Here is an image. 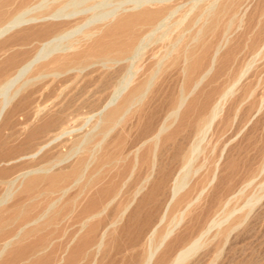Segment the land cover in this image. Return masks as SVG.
<instances>
[{"label":"bare ground","instance_id":"1","mask_svg":"<svg viewBox=\"0 0 264 264\" xmlns=\"http://www.w3.org/2000/svg\"><path fill=\"white\" fill-rule=\"evenodd\" d=\"M13 44L0 65V222L22 221L0 243V264L22 254L30 234L58 222L81 198L87 215L70 242L96 229L91 218L145 161L143 149L147 171L101 228L91 264L113 231L128 238L121 243L137 244L159 206L145 248L124 255L125 264H264V247L226 249L232 237L255 230L253 218L264 225V187L245 193L264 170V92L253 99L262 79L264 0H0V53ZM156 44L161 49L151 53L142 78L144 57ZM91 65L98 72L85 77ZM54 84V97L38 102L36 95ZM257 116L262 131H245L244 147L231 144L239 135L232 133L217 154H206L230 121L238 118L241 131ZM132 130L137 141L125 171ZM248 145L253 153L240 161L231 155ZM145 202L151 205L143 210Z\"/></svg>","mask_w":264,"mask_h":264},{"label":"rangeland","instance_id":"2","mask_svg":"<svg viewBox=\"0 0 264 264\" xmlns=\"http://www.w3.org/2000/svg\"><path fill=\"white\" fill-rule=\"evenodd\" d=\"M9 42H6V45H10L7 44ZM17 45L13 44L11 46H9L8 51L5 52H1L0 53V65L1 63L4 61V57L5 55H7L9 52H11L12 50L16 49ZM159 49H161V46L159 44H156L154 46H152V48L150 49V53H148L145 57H144V66L143 69L140 73V76L142 78H144L146 72H147V68L150 67L154 61V57L151 56V53L154 51H158ZM126 64V62H122L121 65L124 66ZM259 71L258 73H262V79L260 80L259 83H257L254 86V90H253V99L257 98L261 93L264 92V60L260 61L259 63ZM98 72V68L95 65H91V67H88V69H85V77H94L95 73ZM251 74V73H250ZM254 74V72H253ZM72 73H66L65 75L62 76V79L64 80H68L71 77ZM255 77L253 75V83L255 82ZM175 79V78H174ZM173 79V80H174ZM176 81V79H175ZM174 81V82H175ZM93 83L91 82V87H93ZM59 85L58 84H54V85H47L41 92H39L36 95V100L38 102H49L50 99H52L56 93V91L59 89ZM175 89V86H173ZM96 107V104H91V111ZM89 107H82V110H86ZM227 106L224 109V112H226ZM258 118V116L253 120V122L250 123V125H246V129L241 127V129L243 128V130L239 131V127H240V122L239 119H233L232 121H230L228 123V125H226V127L222 128V132H219L220 135L219 137H221L220 139H217L215 143V146L212 147L214 145V141H215V137H212L209 145H207L205 147V151L206 154L209 155L212 148H214V154H217V152L219 151L222 141L224 138L228 137L229 135H233L235 133H237L238 136L235 137V139L231 142V144H238L239 146H245L247 141L250 140L249 135L245 132V131H258L260 133V131H262L263 126H261V120H259L258 124H254V121ZM262 119V118H261ZM251 127V128H250ZM254 128V129H253ZM233 133V134H232ZM258 134V133H257ZM244 135V137H243ZM209 137V136H208ZM218 137V138H219ZM244 138V139H243ZM208 138H205L201 143L205 144V141H207ZM243 139V141L241 140ZM5 143L7 145L11 144L14 140L13 137L8 136L5 139ZM137 139L135 138V132L132 130L130 135L127 137L126 139V144H125V148L123 150L124 153V161H123V167H125V171H128L129 166L131 164V157L132 155L130 154V147L136 143ZM244 143V144H243ZM228 145L227 149H229V147L231 146ZM241 144V145H240ZM264 151V148H263ZM234 152V153H233ZM231 153L232 156L235 157V159L239 160L241 158H243L245 155H249L250 152L253 153V147L252 145H248L246 146V148L241 151H233ZM227 153V152H226ZM264 153V152H263ZM142 158L145 159V161L141 160V163H139L138 167L136 168V170L134 171L132 177L124 184V186L121 188L120 192L118 193V195L113 199V201L107 206L106 210L104 213H102L101 215H99L98 217H93L91 218V226L93 224H97L96 229H91V231L84 229L83 231H80L78 236L76 238H74L71 242V236L74 233V231L77 229L80 221L87 215L85 212V209H83V203L82 202V198L80 199V205L77 206H73L71 205V203H68L67 208V212L66 214L63 215V217L60 219H58V222H56L53 225L48 226L45 229H42L38 232L32 233L30 234L24 241L27 242V245H25V251L20 254L19 256L15 257L13 261H11L9 264H54L55 262H58L57 264H91V261L93 259V257L95 256L94 253V243L95 240L98 238L99 232L101 230V228L107 223L109 222L111 219L114 218L116 212L118 211V209L130 198V195L132 193V190L134 189V187L136 186L137 182L140 180V178L146 173L147 171V166H148V152L146 151V149H143V152L141 153ZM202 155H198V160H200ZM180 162H177V167L179 166ZM116 169H111V172L109 173V175H113L116 173ZM101 184H103V182H101ZM101 184H97L95 186V188L91 189V193L98 189L99 186ZM260 184L264 187V170H259L256 171L254 173L253 179L250 182V184L246 187V191L245 193L248 194L250 193V191L253 189L257 190L258 188H260ZM3 185L0 184V191L2 189ZM113 191H114V187H113ZM112 191V192H113ZM74 192V189H70L68 191V194H71ZM168 196V190L165 189V191L162 194V198H161V203L160 205L162 206L166 200ZM104 199H107L109 197V194H107L106 196H103ZM264 197V196H263ZM262 197V199H263ZM244 199V196L242 199L239 200V202H241ZM151 205V202H145L142 205V209L146 210L147 208H149ZM77 206V207H76ZM161 214V208L159 206V208L154 211V215L152 217V219L147 223L146 225V230H144V232L142 233V235L140 236V238L137 240V244L135 245H125L121 242L128 240L127 237L120 235L119 231H113L112 237L110 236V238L108 237L106 244L104 245V247L102 248V250L97 253L96 255V259L94 264H125V261L123 259L124 255L129 256V253L133 254V252H139L140 249L145 248V240H146V232L148 231V229L155 223L158 221L159 217ZM172 214V209L169 210L166 213V216L164 218V220L162 222H160V224L158 225V230H162L164 228V226L167 224L170 215ZM22 220L20 219H14V218H10V219H5L2 220L0 222L1 227L3 228V230L0 232V243L2 242V240L4 238H6L7 236L11 235L12 233H14V231L17 229V226L21 223ZM253 222H254V227L255 230L253 228V231H245V232H240V236H244L243 234H245V239H240L241 237L239 236V234L235 237H232L230 239V243H228L227 248L230 249H234V248H239L242 247L244 245H247L249 243H252L253 246V253H262L263 252V248L264 247V225L263 224H259L258 221H255L253 218ZM258 222V227L257 224L255 225V223ZM261 225V227H260ZM260 229V232H259ZM258 230V231H257ZM263 231V232H262ZM248 233V234H247ZM253 233V234H252ZM255 233V234H254ZM260 233L261 236L259 237L258 235ZM252 234V235H250ZM258 234V235H257ZM120 235V236H119ZM248 236V237H247ZM252 236V237H251ZM125 237V238H124ZM237 237L239 238L238 242L237 241H233L237 240ZM247 237V240H246ZM262 237V238H261ZM253 238V239H250ZM255 238V239H254ZM259 239H261L262 241H259ZM22 241V242H24ZM234 242V243H231ZM24 242V243H25ZM120 243L119 247H115V243ZM237 242V243H236ZM247 242V243H245ZM261 242V243H259ZM235 244V245H233ZM232 245V246H231ZM259 245V246H258ZM262 245V246H261ZM15 248H17L19 245L15 244L14 245ZM14 246H12L10 249L14 248ZM261 246V248L259 249V247ZM258 247V248H257ZM227 252V250H226ZM11 255L14 256L15 253H13L11 251L10 253ZM8 255V252L4 255V257ZM10 255V256H11ZM225 256H228V252L225 254ZM60 257V258H59ZM225 259V258H223ZM9 262V261H7ZM216 264H220V263H216Z\"/></svg>","mask_w":264,"mask_h":264}]
</instances>
